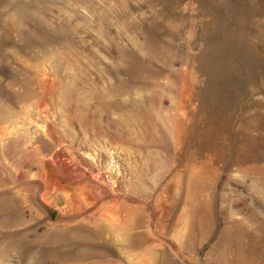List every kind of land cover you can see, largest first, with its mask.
Masks as SVG:
<instances>
[{
	"label": "rangeland",
	"instance_id": "1",
	"mask_svg": "<svg viewBox=\"0 0 264 264\" xmlns=\"http://www.w3.org/2000/svg\"><path fill=\"white\" fill-rule=\"evenodd\" d=\"M0 264H264V0H0Z\"/></svg>",
	"mask_w": 264,
	"mask_h": 264
}]
</instances>
